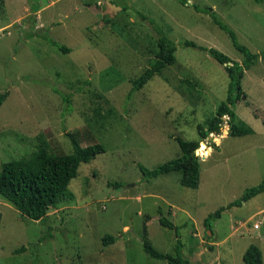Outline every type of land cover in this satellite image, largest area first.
<instances>
[{"label": "rangeland", "instance_id": "rangeland-1", "mask_svg": "<svg viewBox=\"0 0 264 264\" xmlns=\"http://www.w3.org/2000/svg\"><path fill=\"white\" fill-rule=\"evenodd\" d=\"M182 1L0 0V94L9 93L0 107V172L43 145L71 154L69 133L83 147L105 149L70 183L76 200L50 209L43 222L24 218L0 195V264H168L144 251L145 234L164 254L182 245L190 264H244L251 244L264 261V193L228 208L264 181V0ZM195 7L213 9L258 59L245 71V97L235 108L253 133L232 137L225 124L203 140L200 185L190 189L179 171L147 179L139 168L180 156L176 138L200 141L198 126L207 128L227 98L224 67L185 44L246 60ZM143 16L175 43L177 61L130 95L158 53ZM161 217L179 230L162 227ZM107 235L114 244L104 245Z\"/></svg>", "mask_w": 264, "mask_h": 264}, {"label": "trees", "instance_id": "trees-1", "mask_svg": "<svg viewBox=\"0 0 264 264\" xmlns=\"http://www.w3.org/2000/svg\"><path fill=\"white\" fill-rule=\"evenodd\" d=\"M182 3L186 5L187 1L183 0ZM195 9L198 12L210 14L214 22L230 35L234 47L245 56L246 60L243 64H240L216 49L199 47L194 42H186L185 44L187 47L198 48L207 52L224 67L229 78L227 98L220 104L216 115L209 121L207 128L198 126L200 141H185L176 138L181 150L180 156L152 170L142 165H139V168L147 179H154L179 171L182 173L181 185L190 189H198L201 181V159L199 156L206 157V146L203 145L201 148V142L212 134L216 136L222 134L225 116L230 119V136L243 137L253 133L251 127L238 120L235 108L245 97L242 89L245 71L258 59L257 55L251 54L246 47L238 42L236 34L217 18L213 9H201L199 7H195ZM143 20L149 21L157 34L158 53L155 62L133 82L130 95L144 88L156 75L161 74L164 69L174 65L177 61L175 43L158 26L153 25L155 22L148 20L145 16H143ZM51 43L64 54L71 52L65 46H61L56 42ZM8 95V92L0 94V107ZM65 100L69 102L68 97ZM68 137L73 146L71 154L57 155L48 148V145H43L34 158L11 161L3 165L0 172V195L12 204L24 218L43 222L50 209L58 207L61 203L75 201V194L69 189V186L72 180L77 177L80 166L91 162L98 155L105 152L101 144L83 147L75 134L69 133ZM198 150L199 156L196 154ZM263 193L264 181L260 185L246 190L243 197L230 204L228 208L241 206ZM223 211L224 208L209 217L205 222L206 225L210 226L212 218H220ZM159 222L162 227L179 230V226H176L165 217H161ZM115 241L116 238L110 235L103 238L105 246L114 244ZM142 245L144 251L154 259L166 261L168 264H190L189 257L184 256L180 244L176 248L175 255L164 254L152 245L145 234ZM243 262L244 264H264L261 249L257 245L251 244L243 255Z\"/></svg>", "mask_w": 264, "mask_h": 264}, {"label": "built area", "instance_id": "built-area-1", "mask_svg": "<svg viewBox=\"0 0 264 264\" xmlns=\"http://www.w3.org/2000/svg\"><path fill=\"white\" fill-rule=\"evenodd\" d=\"M229 121H230L229 117H228V116H225V117H224V124H223L222 127L224 128V125H225V124L228 125V124H229ZM228 126L230 127V124H229ZM227 128H228V127H227ZM258 227H259L258 225H255V228H258Z\"/></svg>", "mask_w": 264, "mask_h": 264}, {"label": "water", "instance_id": "water-1", "mask_svg": "<svg viewBox=\"0 0 264 264\" xmlns=\"http://www.w3.org/2000/svg\"><path fill=\"white\" fill-rule=\"evenodd\" d=\"M212 138H213V136L209 137L208 139L211 140ZM209 235H211V234L209 233Z\"/></svg>", "mask_w": 264, "mask_h": 264}, {"label": "crops", "instance_id": "crops-1", "mask_svg": "<svg viewBox=\"0 0 264 264\" xmlns=\"http://www.w3.org/2000/svg\"><path fill=\"white\" fill-rule=\"evenodd\" d=\"M255 225H257V224H255ZM259 226V225H258ZM254 228H255V226H254ZM255 229H257V228H255ZM258 229H260V227H258Z\"/></svg>", "mask_w": 264, "mask_h": 264}]
</instances>
